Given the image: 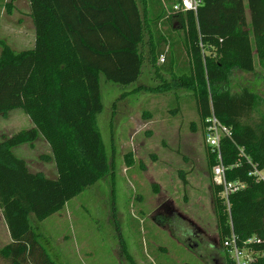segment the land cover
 Wrapping results in <instances>:
<instances>
[{
  "label": "trees",
  "instance_id": "obj_1",
  "mask_svg": "<svg viewBox=\"0 0 264 264\" xmlns=\"http://www.w3.org/2000/svg\"><path fill=\"white\" fill-rule=\"evenodd\" d=\"M13 1L0 0V14ZM197 1L195 11L167 14L180 0H28L33 47L16 50L0 39V116L20 108L33 124L0 139V211L10 235L0 264H55L31 215L44 220L113 176L97 127L100 78L128 86L146 65L157 79L169 77L160 85L189 90L203 132L211 114L231 130L220 142L225 178L244 186L228 195V210L206 147L218 241L228 264H236L224 246L232 235L252 257L245 264H264V183L248 175L251 164L264 170V112L254 91L226 86L234 70L253 72L257 62L264 72V0ZM256 112L257 121H244ZM38 139L49 146L51 154L40 158L54 162L55 177L32 171L14 153ZM124 162L134 165L131 152Z\"/></svg>",
  "mask_w": 264,
  "mask_h": 264
},
{
  "label": "rangeland",
  "instance_id": "obj_2",
  "mask_svg": "<svg viewBox=\"0 0 264 264\" xmlns=\"http://www.w3.org/2000/svg\"><path fill=\"white\" fill-rule=\"evenodd\" d=\"M28 9L26 0H16L10 13L5 7L1 11L0 39L13 49L29 44ZM166 80L157 79L148 65L128 86L100 78L103 110L97 127L112 156L113 176L71 197L44 220L31 215L37 240L55 264H226L195 100L179 83L160 85ZM226 86L231 92L254 91L257 110L264 112V72L257 62L253 72L234 70ZM258 112L244 121H257ZM32 126L22 109L11 110L0 116V139ZM128 152L131 168L124 162ZM14 153L32 171L56 176L54 162L40 158L51 154L42 139ZM164 204H170L168 214ZM1 223L0 248L9 238Z\"/></svg>",
  "mask_w": 264,
  "mask_h": 264
},
{
  "label": "built area",
  "instance_id": "obj_3",
  "mask_svg": "<svg viewBox=\"0 0 264 264\" xmlns=\"http://www.w3.org/2000/svg\"><path fill=\"white\" fill-rule=\"evenodd\" d=\"M198 5L197 0H180L172 6L171 11L167 10V14L174 13L176 11L193 10L195 11ZM159 60L162 61V58ZM231 130L222 125L219 120L211 114L206 120V126L204 128V141L210 148L211 153L214 154L216 163L211 170L212 182L216 185L222 186V191L219 196L224 199V202L228 210V195L240 190L244 185L240 182L227 181L225 178V167L222 163V155L220 150V142L224 137H229ZM249 176H253L256 181L264 183V170L257 168L256 165L251 164V170L248 173ZM253 241V238H248L245 243ZM224 246L228 247L229 253L236 264H245L252 260L250 254L247 253L245 248H240L237 245V238L232 235L230 239L224 242Z\"/></svg>",
  "mask_w": 264,
  "mask_h": 264
},
{
  "label": "crops",
  "instance_id": "obj_4",
  "mask_svg": "<svg viewBox=\"0 0 264 264\" xmlns=\"http://www.w3.org/2000/svg\"><path fill=\"white\" fill-rule=\"evenodd\" d=\"M15 1L16 0H14L13 1V8H15ZM27 2H28V0H26ZM29 8V7H28ZM13 10V9H12ZM28 17L30 18V16H29V9H28ZM30 21H31V18H30ZM31 24H32V21H31ZM23 35V34H22ZM27 35V34H26ZM22 37V36H21ZM23 37H27V39H28V36H25V34L23 35ZM26 42H28L29 44L27 45V47H22L21 49H19V50H23V49H30V48H32L33 47V43H34V31H33V25H32V28H31V37H30V39L28 40V41H26ZM48 146V145H47ZM49 147V146H48ZM0 226L2 227V223H1V221L3 222V225H4V227H5V232H6V234L7 235H9V231H8V229H7V226H6V224H5V221H4V219H3V217H2V214H1V211H0ZM7 240V243H5L4 245H1V248L2 247H4L6 244H8L9 242H10V235H9V238H7L6 239Z\"/></svg>",
  "mask_w": 264,
  "mask_h": 264
},
{
  "label": "flooded vegetation",
  "instance_id": "obj_5",
  "mask_svg": "<svg viewBox=\"0 0 264 264\" xmlns=\"http://www.w3.org/2000/svg\"><path fill=\"white\" fill-rule=\"evenodd\" d=\"M162 210H163L164 213H167V214H168V212H170L172 209H171V207H170V204H169V205H168V204H164V205L162 206ZM225 262H226V264H228L226 258H224V263H225Z\"/></svg>",
  "mask_w": 264,
  "mask_h": 264
}]
</instances>
